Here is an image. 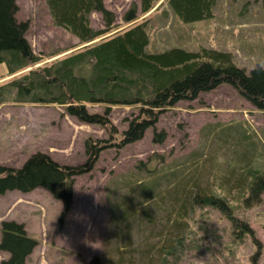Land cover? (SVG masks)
<instances>
[{"label": "rangeland", "instance_id": "374dc122", "mask_svg": "<svg viewBox=\"0 0 264 264\" xmlns=\"http://www.w3.org/2000/svg\"><path fill=\"white\" fill-rule=\"evenodd\" d=\"M15 2L16 19L28 25L25 38L41 59L38 65L83 46L53 24L46 0ZM132 3L137 6L138 18L125 22L123 17ZM103 5L114 16L113 27L94 41L147 17L148 52L171 47L189 51L208 48L230 53L234 64L247 72L264 68L263 0H216L211 18L189 24L164 15L165 5L141 16L139 0H103ZM90 23L96 30L104 28L99 12L90 14ZM0 73H5L2 65ZM87 108L100 111L96 105ZM135 113L133 107L113 106L108 117L121 133ZM154 127L165 133L161 143H154L153 130L147 129L139 140L121 148H106L89 172L76 176L69 210L63 215L61 201L41 187L0 195V227L3 221H15L36 241L26 259L29 264H89L95 257L102 264H117V259L140 264L138 258L145 260L146 256L139 254L145 253L152 257L151 264L163 258L165 264H264V192L261 202L249 208L236 207L238 203L232 202L236 190L228 192L236 207L233 214L248 223L255 239L250 235L234 239L230 221L218 209L205 205L188 208L185 221L175 226L169 219L172 204L160 198L176 180L180 185L186 182L203 188L211 180L217 189L220 177L234 161L243 165L248 161L250 169L264 174V110L255 108L233 87L221 84L163 111ZM87 138H107V131L65 115L59 105L0 104V165L20 167L38 151L61 165H80L87 158ZM146 167L154 175L146 183L154 186L152 193L156 194L140 203L141 195L130 192L129 186L130 182L137 185L146 180ZM230 183L229 179L224 183L227 191ZM218 192L226 194L221 189ZM127 197L136 216L128 227L117 219ZM180 202H184L181 197ZM171 236H179V242L170 247L169 254L161 252L162 247L172 244ZM7 257L0 251V261Z\"/></svg>", "mask_w": 264, "mask_h": 264}, {"label": "trees", "instance_id": "16d2710c", "mask_svg": "<svg viewBox=\"0 0 264 264\" xmlns=\"http://www.w3.org/2000/svg\"><path fill=\"white\" fill-rule=\"evenodd\" d=\"M15 1L0 0V65L5 71L4 74L0 73V80L8 77L0 82V104L23 102L59 105L65 115L104 127L107 138H87L84 145L87 158L80 165H61L39 151L31 154L20 167L0 165V195L8 190L29 192L41 187L61 201L63 215L69 210L76 176L89 172L106 148H121L139 140L147 129L153 130V142L161 143L165 133L157 132L154 127L158 116L178 102L193 100L201 92L226 84L255 108L264 110V68L255 67L247 72L234 64L230 53L208 48L189 51L171 47L160 52H148L147 17L120 32L94 41L113 27L114 16L104 7L103 0H46L53 24L68 31L83 46L53 62L38 65L41 59L32 52L25 38L28 25L16 19L18 7ZM159 1L139 0V16L149 13ZM215 1L163 0L155 11L165 5L164 15L171 14L179 22L189 24L211 18ZM92 12L102 15L103 29L92 28ZM136 13L137 6L132 3L123 20L135 21L138 18ZM93 105L99 106L100 111L90 112L87 106ZM113 106L133 107L136 110L121 133H117L108 117ZM241 164L237 161L229 164L228 173L222 174L217 189L212 187L211 180L204 188L188 186L186 182L180 185L176 180L167 187V193L160 195V198H167L172 204L169 211L172 217L169 219L179 226L185 221L188 208L210 206L218 209L230 221L234 239H242L245 235L255 239L248 223L237 218L233 212L238 206L249 208L261 202L264 174H259L256 168L250 169L248 161V165ZM149 170L146 167V180L143 179L142 183L136 182L135 185L134 181L130 182L129 191L139 192L140 203L156 194L152 193L154 186L146 183L154 176ZM228 179L234 188L229 184L227 191L224 183ZM218 189L225 191V196ZM234 189L236 194H231L235 195L232 202L238 203L236 207L230 202L228 193ZM180 197L184 202H180ZM123 199L122 216L117 219L128 227L130 220L136 217L135 207L129 203L131 198ZM0 232V251L8 254L0 264H29L26 259L36 241L26 234L22 224L3 221ZM178 238L171 236L172 244L162 247L160 251L169 254L172 251L170 247L179 242ZM127 241H130L129 237ZM255 244L259 245L257 241ZM120 250L125 251V247ZM137 251L142 252V249ZM139 255L146 256L145 260L138 258L140 264H151L153 259L150 255ZM165 260L161 259L158 264H165ZM117 262L125 263L119 259ZM128 262L131 264V260ZM89 264L102 263L95 257Z\"/></svg>", "mask_w": 264, "mask_h": 264}]
</instances>
